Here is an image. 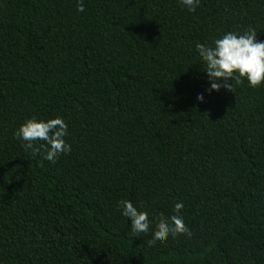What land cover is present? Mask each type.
I'll return each mask as SVG.
<instances>
[{
  "label": "trees",
  "instance_id": "1",
  "mask_svg": "<svg viewBox=\"0 0 264 264\" xmlns=\"http://www.w3.org/2000/svg\"><path fill=\"white\" fill-rule=\"evenodd\" d=\"M79 3L0 0V264H264V85L208 95L196 51L264 41V0ZM32 117L64 119L71 151L26 150ZM177 202L191 236L149 245Z\"/></svg>",
  "mask_w": 264,
  "mask_h": 264
},
{
  "label": "clouds",
  "instance_id": "2",
  "mask_svg": "<svg viewBox=\"0 0 264 264\" xmlns=\"http://www.w3.org/2000/svg\"><path fill=\"white\" fill-rule=\"evenodd\" d=\"M179 4L187 11L195 12L200 6V0H179ZM77 11H84L83 0H80ZM196 51L208 77V95L219 92L221 88L233 91V83L229 81L239 84L246 80L252 88L264 85V41L257 39L254 28L250 27L243 32H226L220 38H215L210 45L197 44ZM196 98L201 103L205 101L204 93H199ZM67 135L68 125L60 117L48 120L32 117L14 132L15 138L22 142L26 150L40 152V148H43L42 158L51 163H55L61 154L71 151V145L65 141ZM39 141L44 143L36 147ZM118 207L122 216L130 220L132 237H140L150 231L151 222L147 211L139 210L129 200L121 201ZM183 208L184 204L177 202L172 209L173 214L159 218L153 240L148 241L149 245L163 244L170 235L191 236L184 222Z\"/></svg>",
  "mask_w": 264,
  "mask_h": 264
}]
</instances>
